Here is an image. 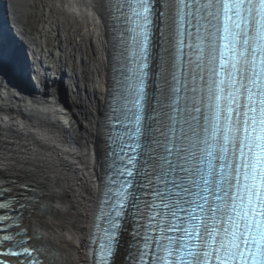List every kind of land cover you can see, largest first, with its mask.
<instances>
[{
	"label": "snow or ice",
	"instance_id": "obj_1",
	"mask_svg": "<svg viewBox=\"0 0 264 264\" xmlns=\"http://www.w3.org/2000/svg\"><path fill=\"white\" fill-rule=\"evenodd\" d=\"M109 11L131 25L119 32L131 47L113 109L124 132L96 218L107 226L89 233L95 264H111L122 221L134 224L129 264H264V0H115ZM154 17L168 45L159 95L148 83ZM14 231L0 245L39 264Z\"/></svg>",
	"mask_w": 264,
	"mask_h": 264
},
{
	"label": "bare ground",
	"instance_id": "obj_2",
	"mask_svg": "<svg viewBox=\"0 0 264 264\" xmlns=\"http://www.w3.org/2000/svg\"><path fill=\"white\" fill-rule=\"evenodd\" d=\"M3 1L35 82L0 78V185L9 189L3 205L12 231L31 237L41 264H90L88 233L104 172L100 124L111 79L106 0ZM36 5L55 18L33 36L25 24ZM8 41L14 45L16 38ZM24 59L15 55L17 64ZM123 250L118 241L112 264H123Z\"/></svg>",
	"mask_w": 264,
	"mask_h": 264
},
{
	"label": "water",
	"instance_id": "obj_3",
	"mask_svg": "<svg viewBox=\"0 0 264 264\" xmlns=\"http://www.w3.org/2000/svg\"><path fill=\"white\" fill-rule=\"evenodd\" d=\"M2 3L5 4L7 7L6 2H1L0 3V8L2 7ZM7 8H5V12L0 13V22H4V31L10 30L9 24H8V15L6 14ZM3 29V25L0 24V30ZM4 34L3 31H0V47H3L5 50V55L3 57H0V78L3 79L6 83L10 84V76H14L19 79V81L25 80L26 78L29 79V83L25 82L27 85L33 87L35 82L31 75L29 74L28 70L29 68H26L27 65H30L31 60L30 57H28V54L25 51L26 49L24 48H19L20 42H22L21 39H16L14 42V45H11L10 42L8 41L10 38L16 36H11L7 35L6 39L2 35ZM15 55L17 56H25L26 59H24L23 62H18V64L15 62ZM19 58V57H18ZM23 83V82H22ZM12 84H15L12 82ZM23 85V84H22Z\"/></svg>",
	"mask_w": 264,
	"mask_h": 264
},
{
	"label": "rangeland",
	"instance_id": "obj_4",
	"mask_svg": "<svg viewBox=\"0 0 264 264\" xmlns=\"http://www.w3.org/2000/svg\"><path fill=\"white\" fill-rule=\"evenodd\" d=\"M31 10L32 12L28 15L25 25L30 34L36 36L37 34H42L41 31L47 24L48 19L53 22L55 17L53 15H48L45 10H43V8L39 5H36ZM50 41L51 43H53L52 39Z\"/></svg>",
	"mask_w": 264,
	"mask_h": 264
}]
</instances>
